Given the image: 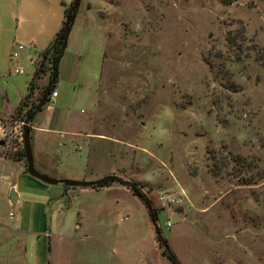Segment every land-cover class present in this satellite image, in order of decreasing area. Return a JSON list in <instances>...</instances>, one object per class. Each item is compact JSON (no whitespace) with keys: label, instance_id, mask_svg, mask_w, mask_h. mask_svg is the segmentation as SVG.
Segmentation results:
<instances>
[{"label":"rangeland","instance_id":"obj_1","mask_svg":"<svg viewBox=\"0 0 264 264\" xmlns=\"http://www.w3.org/2000/svg\"><path fill=\"white\" fill-rule=\"evenodd\" d=\"M22 7L0 0V27L11 15L14 34ZM19 44L28 54L24 73H11V59L1 70L16 100L36 71L33 47ZM47 74L39 85L48 86ZM59 80L60 98L31 125L61 129L50 142L63 180L99 173L94 180L117 174L137 183L182 264H264V0H82ZM84 130L97 137L69 135ZM20 147L0 144V176L27 169ZM8 186L0 177V221L41 231L38 219L28 220V203L9 204ZM58 186L48 208L50 264H175L130 184ZM162 193L181 202L165 207ZM12 237L0 238V264H24L21 239L10 249Z\"/></svg>","mask_w":264,"mask_h":264},{"label":"crops","instance_id":"obj_2","mask_svg":"<svg viewBox=\"0 0 264 264\" xmlns=\"http://www.w3.org/2000/svg\"><path fill=\"white\" fill-rule=\"evenodd\" d=\"M73 2L74 0H22L23 7L21 8V14L19 15L20 22L14 34L10 31L11 24L9 26V23H11L9 19L11 15L5 16L6 24L4 26L1 25L0 27V134H3V131L6 130L4 128L6 123L1 120V117L10 118L16 114L21 101L27 96L30 90L29 82L27 91L23 88L21 89L19 99L16 100L15 98H12L10 89L4 86L1 81L5 77V75L1 73L4 63L9 64V60H13L12 53L17 48L18 43H24L27 47H33L32 51L35 53V57H33L32 54L31 61L36 63L41 52L48 47L63 25L66 19V10ZM1 20L0 16V21ZM23 22L25 24L24 27L22 26ZM4 51H6V54ZM22 53H20L21 59L18 60L20 64L25 60L24 57H27L28 55L24 52ZM12 68L13 67L10 68L11 73H13ZM46 82H48V78L45 79V83ZM57 84L61 85V81L59 80ZM43 85L44 83L42 86ZM56 91L58 92V95L52 97L53 99L60 98L61 96L58 87H56ZM38 94L39 93L36 92L33 95V99H36ZM56 103L57 105L55 107L52 106V108L57 109L58 106L61 105L60 99H58ZM32 127L34 137L32 148L35 164L39 166L42 172L53 176L54 178L60 180L66 179V177H63L61 172L57 169L58 165L61 164L62 155L59 149L53 146L50 142L52 138H55L54 135L61 133V129H56L51 126L41 127L40 125H32ZM69 135H74L75 137L87 136L89 137V140L97 137V133L92 130L70 132ZM0 144L3 145L4 141L0 140ZM59 146H62L61 138L59 140ZM63 153L65 155V152ZM99 175V173H94L91 179L94 180L96 176ZM0 177L5 184L9 185L7 199L9 204L13 205L10 199V192L12 189H15L18 192V201L16 205L22 203V205L25 206L24 203H28V206H26L28 208V220H30L32 224H34L37 219L41 222V231H34L31 229H24L23 226L26 221L23 220L19 221L20 223L18 225L4 224L0 221V238L3 234L10 235V237L13 236L12 240L14 242L12 246H9L10 249L16 247L18 244V246H20V242L15 240V238L21 239L24 253V264H48L49 258L51 261L48 244L52 236L48 208L50 201L53 198L52 194L59 189L58 185L61 183L53 185L44 182L29 174L28 171L22 168V166L19 169L15 168V170H11L10 174L2 172ZM10 252L12 253L11 250ZM15 252L16 250H13V254Z\"/></svg>","mask_w":264,"mask_h":264},{"label":"trees","instance_id":"obj_3","mask_svg":"<svg viewBox=\"0 0 264 264\" xmlns=\"http://www.w3.org/2000/svg\"><path fill=\"white\" fill-rule=\"evenodd\" d=\"M74 2L67 8L66 10V19L59 29V31L54 36L51 43L48 45V47L43 50L40 54L39 59L36 62V71L35 75L30 82V90L29 93L23 100L21 101V104L19 106V109L16 114H14L11 117L12 121L22 120L24 122H28L30 124L31 130H33V127L31 125L32 120L36 117L39 111L42 110L43 107H45L46 104H48L52 99V94L56 90V85L59 81V75H60V63L61 59L67 49L68 41H69V35L71 31L72 24L74 22V18L76 17L77 10H74L72 13L70 11L72 10ZM70 16L69 24H67V19ZM48 72V81L51 82V92L48 94L47 89L48 86H41L39 85V81L44 78L43 76ZM38 92V97L36 100L33 99V95ZM45 100L44 105L42 108H40L42 102ZM1 120L3 121L4 118L1 117ZM19 159L24 160L27 162L26 158V151L24 147V142L21 144L20 151H19ZM26 171H28L26 169ZM126 183L130 184L131 189L133 190L134 194L136 196H139L145 203L152 204V199L148 195V192H144L137 183H130L124 180L122 177H120L117 174H109L101 177L97 180V183L93 186H91L94 189H102L107 186H112L116 184L125 185ZM158 208H154V217L155 220H158ZM161 230V228L159 227ZM162 232V230H161ZM163 234V233H162ZM164 242L162 241V238L160 237V241L163 243L162 246L164 247V253L167 255L175 264H182L180 260L178 259L176 253L170 248L168 245L167 238L163 235ZM50 242L48 244V250L50 253ZM48 264H50V258L48 259Z\"/></svg>","mask_w":264,"mask_h":264},{"label":"water","instance_id":"obj_4","mask_svg":"<svg viewBox=\"0 0 264 264\" xmlns=\"http://www.w3.org/2000/svg\"><path fill=\"white\" fill-rule=\"evenodd\" d=\"M81 1L82 0H74V4H73V7H72V10L70 11V13H72L74 10L79 9V7L81 5ZM69 19H70V16L67 19V24H69L68 23ZM51 85H52V83L50 82L48 84V89H47L48 94L51 92ZM44 103H45V100L42 102L40 108H42ZM24 147H25V151H26L28 173L34 177L41 179L44 182H47V183L53 184V185L62 183L66 188H68L70 186L91 187L97 183V180H89V181H87V180H85V181L60 180V179L50 177V176L45 175L42 172H40L35 166V159H34V153H33L32 142H31V128H30V124L28 122L24 128ZM10 199H11V202L13 205L17 204L18 192L15 189H12V191L10 192ZM148 208L152 214L153 222H154V225L156 226V228L158 230L159 237H161L162 241L164 242L163 234H162L161 230L159 229L157 221L155 220V217H154V208L151 204H148Z\"/></svg>","mask_w":264,"mask_h":264},{"label":"built area","instance_id":"obj_5","mask_svg":"<svg viewBox=\"0 0 264 264\" xmlns=\"http://www.w3.org/2000/svg\"><path fill=\"white\" fill-rule=\"evenodd\" d=\"M24 46L22 44H19L17 48L12 53V59L16 61V64L12 68V72L16 74L24 73L23 66L18 62L20 58V53L22 50H24ZM58 95V92L55 90L52 94V97H56ZM11 124L15 125L14 130L11 132H7L6 130L3 131L4 137H5V144L9 146L10 142L13 141H19L21 144L24 142V128L27 124V122H24L22 120L12 121ZM159 201L160 203L165 207H172L178 203L181 202V200L172 194L169 193H162L159 195ZM11 217L14 216V213H10ZM169 227L172 226V222H168L167 224Z\"/></svg>","mask_w":264,"mask_h":264},{"label":"clouds","instance_id":"obj_6","mask_svg":"<svg viewBox=\"0 0 264 264\" xmlns=\"http://www.w3.org/2000/svg\"><path fill=\"white\" fill-rule=\"evenodd\" d=\"M162 118L167 119L169 121L174 119L173 110L170 107H166L162 113ZM156 134L158 137L163 138V137L167 136L169 134V132H168V129L161 127L157 130Z\"/></svg>","mask_w":264,"mask_h":264},{"label":"flooded vegetation","instance_id":"obj_7","mask_svg":"<svg viewBox=\"0 0 264 264\" xmlns=\"http://www.w3.org/2000/svg\"><path fill=\"white\" fill-rule=\"evenodd\" d=\"M162 243V242H161ZM163 244V243H162Z\"/></svg>","mask_w":264,"mask_h":264}]
</instances>
